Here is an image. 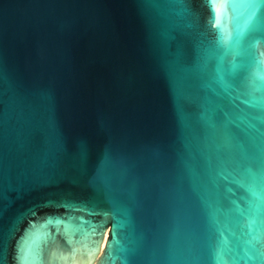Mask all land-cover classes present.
Wrapping results in <instances>:
<instances>
[{
	"label": "water",
	"instance_id": "obj_1",
	"mask_svg": "<svg viewBox=\"0 0 264 264\" xmlns=\"http://www.w3.org/2000/svg\"><path fill=\"white\" fill-rule=\"evenodd\" d=\"M0 264H264V0H0Z\"/></svg>",
	"mask_w": 264,
	"mask_h": 264
},
{
	"label": "bare ground",
	"instance_id": "obj_2",
	"mask_svg": "<svg viewBox=\"0 0 264 264\" xmlns=\"http://www.w3.org/2000/svg\"><path fill=\"white\" fill-rule=\"evenodd\" d=\"M104 236H105V234H104ZM103 240H104V237H103V239H102L101 246H102Z\"/></svg>",
	"mask_w": 264,
	"mask_h": 264
}]
</instances>
